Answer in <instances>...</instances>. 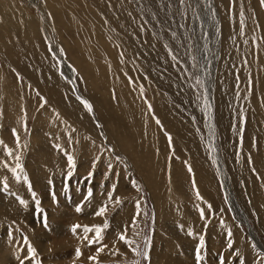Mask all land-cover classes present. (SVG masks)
Returning a JSON list of instances; mask_svg holds the SVG:
<instances>
[{"label":"rangeland","instance_id":"1","mask_svg":"<svg viewBox=\"0 0 264 264\" xmlns=\"http://www.w3.org/2000/svg\"><path fill=\"white\" fill-rule=\"evenodd\" d=\"M240 2L236 0L230 10V0H186L184 5L179 0H0V140L20 152L24 172L50 224L48 229L42 226V214H34L27 185L18 184L0 164V179L7 176L10 191L29 202L25 209L15 197L0 193V264H19L16 254L26 255L24 236L36 248L41 264H92L87 257L96 254V246L89 247L70 228L76 223H103L104 218L94 213L112 183L118 185L115 195L124 202L110 206L107 213L110 228L100 264H131L135 259L117 234L129 227L137 199L141 211L150 214L138 220L151 238L145 264H196L198 235L205 237L202 264H220L221 258L225 264H240L241 258L244 264H260L264 7L259 0H243L246 27L240 36ZM17 73L23 79L18 80ZM193 74L201 77L204 88L195 85ZM38 92L47 101L42 109ZM202 94L212 105L210 119L203 111V98L197 99ZM78 95L92 104V113L76 99ZM23 112L26 131L20 124ZM14 128L21 136L20 149ZM57 144L75 156L71 179L66 178V156ZM212 144L214 153L209 151ZM108 148L113 151H105ZM98 154L101 159L92 168ZM0 161L15 164L2 146ZM89 171L93 177L85 180ZM193 177L203 200L196 199ZM132 180L142 192L132 188ZM89 187L93 197L78 214L75 205ZM197 205L206 210L203 220ZM189 228L198 235L189 236ZM128 235L142 243V236L130 228ZM77 247L83 252L80 259L75 257ZM115 249L119 252L112 255Z\"/></svg>","mask_w":264,"mask_h":264},{"label":"snow or ice","instance_id":"2","mask_svg":"<svg viewBox=\"0 0 264 264\" xmlns=\"http://www.w3.org/2000/svg\"><path fill=\"white\" fill-rule=\"evenodd\" d=\"M235 2H236V0H230V5H229L230 10L234 6ZM259 2H260V6L264 7V0H259ZM179 3L181 5H184L186 3V0H179ZM188 7H192V5L189 4ZM207 8L211 10L213 19H215V15H216L215 9H213V6L210 2L207 4ZM129 15H131V14H129ZM196 18L199 19L200 17L197 15ZM239 24H240L239 35L244 36L246 25H245V12H244L243 0H241V2L239 4ZM217 31H219V29H217ZM173 35H175V34H173ZM252 41H253L254 47L258 49L260 45L257 43V38L255 36L252 37ZM244 43L247 44L248 40H245ZM165 47H167V45H165ZM49 50L51 51V48ZM63 51H64L63 49H59L60 55H63ZM169 54L172 55L173 61L177 60L176 55H173L171 53V51ZM191 59L194 62L196 61L195 56H192ZM58 63H59V61H58ZM193 66L197 67L198 63H194ZM13 71H15V69H13ZM73 71H75V69H73ZM193 78L195 80L196 86H199L200 88H204V81L201 79V77L199 75L193 74ZM17 79L18 80L23 79L19 75V73H17ZM238 79H239V77H237V80ZM73 91H75V90H73ZM143 94H144L143 88L141 87V95L143 96ZM37 96L42 101V103H40V105H39V107L42 109L47 104V101L42 96H40L39 92L37 93ZM201 98H203V102H204L203 111L205 112L206 116L210 119L211 118L212 105L208 101L206 95L202 94L201 96L197 97V99H201ZM76 99L83 105L84 109H86L88 113L93 112V106L91 103H89V101L87 99H84L83 97H81L79 95L76 96ZM148 108H149V111H151V105H148ZM56 118L57 119L60 118L59 113H56ZM156 123L160 124V121L157 119ZM20 124H21L22 128L26 131L27 130V113L26 112H23V114L21 115ZM97 127H100V125H97ZM71 131L74 132L75 129L73 128V129H71ZM12 134L15 137L16 148L20 149L22 147V144H21V136L19 135L18 130L15 128L12 129ZM165 135H168V134L165 133ZM213 135H214V132H213ZM239 135L241 137V146H242L243 145V128L239 129ZM168 141H169V145L171 146L172 137L170 135L168 136ZM69 142L70 143L72 142L71 136H69ZM0 146L3 147L4 154L8 158L14 159V161H15L14 166H9L8 163L3 162V161H0V164H2L3 167L11 173V175L14 177L15 181L18 184L22 181L23 184L27 185V190L31 193V198L34 201V214H42L40 217V222L45 229H48L50 227L49 217H48L47 213L45 212V210L41 207V201L37 198V193L35 191H33V186L29 180V177L24 172V168L21 164L20 152L19 151L14 152V150L12 148H10L3 140H0ZM26 146H27L26 144L23 145V147H26ZM56 148L60 149L62 152H64V154L66 156V165H67V177L66 178L71 179V177L74 175L76 167H77L75 156L73 153L65 151V149L60 144H57ZM105 151L112 152L113 149L108 148ZM209 151H210V153H214L216 151L214 144L210 145ZM100 159H101V154H98L93 160L92 168H95L96 163L98 161H100ZM116 160L119 161L120 157L116 156ZM212 162L216 163L215 157H212ZM247 162L248 163L252 162V159L250 156L247 158ZM185 163H187V162H185ZM107 167H108V172H111L113 170V164L111 162L108 163ZM187 171L190 174L193 173V168L191 167V165H187ZM253 171H255V169H253ZM92 177H93V172L89 171L87 173V176L84 179L85 180H91ZM106 178H107V173H106ZM48 183H49V185H52L53 181L51 179H49ZM191 183H192V189L196 195V199L197 200H203V197H202L201 193L199 192V189L197 187V184H196L194 177H193ZM131 186L133 189L136 190L137 193H140L143 191L141 185L136 180L131 181ZM117 187H118V185L116 183L111 184L110 189L106 193V200L103 202L102 206H99L98 209L94 213L95 217H103L104 218L102 224L81 225L79 223H76V224H73L70 228L71 233L74 236H77L79 239H82L83 241H85L89 247H92L93 245L96 246V254L87 257V259L89 261H91L92 264H100L99 256L101 253H103L105 251V249L107 247V245H105L103 242L105 240V232H106V230H108L110 228V223H109L108 219L106 218L107 213L109 212L110 206L111 207H119L124 202L123 199L119 195H115V193L117 191ZM63 190L65 193L68 192L69 189H68L67 184L64 186ZM0 193H4L8 196L15 197L16 201L19 203V205L22 206V208L27 209L29 207L28 200L21 198L19 195L16 194V192L10 191L7 176L0 179ZM92 197H93V189L91 187H89L85 197L83 198V200L75 205V209H74L75 212L78 214L82 213V211L84 210L85 204L87 202H89ZM52 199L54 202H58L55 192H52ZM141 207H142L141 203H140L139 199H137L135 201L136 211L132 217V220L130 222L129 227L123 229L121 232H119L117 234V238L121 242H123L124 245L129 247L131 253L135 257V259H133L131 261V264H145V262H148L150 260V254H149L148 249L151 245V238L146 233H144L143 229L140 227V225L138 223V220L142 215H149L150 216V214L142 212ZM211 207L212 206L209 204L208 210H210ZM197 208L199 211L200 219H202V220L205 219L206 218V210L204 208H201L199 205H197ZM7 227H8L7 239L9 242H11L13 239L12 225L9 224ZM129 228L134 232V234L136 236H142V243H137V241L135 239L129 238V235H128ZM17 231H19V229H17ZM79 233H82L83 235L80 236ZM187 234L189 236L198 235V234L194 233L191 228L188 229ZM227 236L229 238L228 242H227V247L231 249V248H233V241L231 239L232 232L230 230L228 231ZM198 241H199L198 245L195 249V262H196V264H202L203 260L205 259V256L203 254V250L205 248V237H204V235H198ZM23 245L26 246V255L23 258H21V255L19 252L16 254V259L19 262V264H26V261H28L29 264H41V260L39 259L38 255H37V250L32 245V243L29 241V238L27 236L23 237ZM253 247H255V245H253ZM20 251L23 252L24 248H21ZM118 252H119V250L115 249L112 251L111 254L117 255ZM237 255L239 256L240 254L237 253ZM82 256H83V252H82L81 248L77 247L75 249V257L77 259H80ZM258 256L260 257V264H264V252L258 253ZM220 264H225L224 258L220 259ZM240 264H244V260L242 258L240 259Z\"/></svg>","mask_w":264,"mask_h":264},{"label":"bare ground","instance_id":"3","mask_svg":"<svg viewBox=\"0 0 264 264\" xmlns=\"http://www.w3.org/2000/svg\"><path fill=\"white\" fill-rule=\"evenodd\" d=\"M224 170V169H223ZM222 170V171H223ZM225 171V170H224ZM222 180H221V182H223L224 183V185H225V188L226 187H228V186H226L227 184H228V182H227V178H226V175L224 174V173H222V178H221ZM230 184V183H229ZM224 188V189H225ZM227 190V189H226ZM249 193V192H248ZM231 194V193H230ZM232 197V196H231ZM234 207V206H233ZM240 209V208H239ZM235 210V212L237 211V212H240L239 210H236V209H234ZM240 214H243V218L245 217V215H244V213H242V212H240ZM246 222V221H245ZM246 224H247V222H246ZM260 250H261V248H260Z\"/></svg>","mask_w":264,"mask_h":264}]
</instances>
